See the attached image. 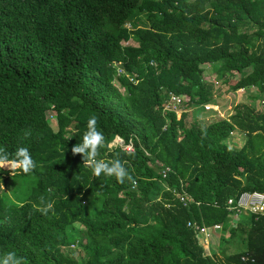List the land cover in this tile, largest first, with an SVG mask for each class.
<instances>
[{"label":"trees","instance_id":"1","mask_svg":"<svg viewBox=\"0 0 264 264\" xmlns=\"http://www.w3.org/2000/svg\"><path fill=\"white\" fill-rule=\"evenodd\" d=\"M218 62L223 81L243 74L232 90L264 92V0H0V148L12 159L26 147L36 162L29 174L0 169V259L264 264V214L229 227L225 209L230 196L264 191V110L240 103L229 121L200 123L161 113L169 92L214 101L202 65ZM92 116L105 137L97 159L126 161L135 184L97 177L72 154ZM233 129L245 133L240 148L226 143ZM116 137L132 150L110 147ZM182 187L188 206L172 190ZM188 222L222 223L245 250L228 252L222 235L207 252Z\"/></svg>","mask_w":264,"mask_h":264},{"label":"clouds","instance_id":"2","mask_svg":"<svg viewBox=\"0 0 264 264\" xmlns=\"http://www.w3.org/2000/svg\"><path fill=\"white\" fill-rule=\"evenodd\" d=\"M125 26L132 28L131 24L129 22H127L125 24ZM127 43L128 42H124V44H127ZM131 43H133V42L131 41ZM150 64L154 65V62L151 61ZM207 64H209V63H207ZM207 64L202 65V67L204 68L203 76L206 75L205 66ZM113 65L116 67V73L118 75H124V74L126 75L127 74L125 72V69L123 68L121 62H115L114 61ZM209 65H212V64H209ZM232 75H235V74H232ZM129 80H131L132 82H137V80L134 79L133 77H130ZM204 80L207 81L208 83H210V80H207V79H204ZM223 82H225V81H223ZM235 82H236V79H235ZM244 87H246V86H244ZM251 88H253V85L251 87L247 88L248 93L251 90ZM229 92H231V89ZM170 93H174V92H169L167 94L166 99L168 98ZM174 94H176V93H174ZM212 94H213V92H212ZM176 95L182 96L185 94H176ZM189 98H190V96H189ZM212 98L214 101H207V102H210V103L215 102L216 99H214V96H212ZM190 100L191 99H189V101L184 106H189V107L195 106L196 108L201 107L204 110L202 105L206 102L201 103L199 105L198 104L195 105L193 102H190ZM236 105H238V103ZM234 110H235V108H234ZM49 111H53V110L49 109L47 111V114ZM204 111L212 112V115L206 116L207 120H210V118L211 119L212 118H220V119H225V120L229 121V118L235 114V112H234L231 115H228L226 117H221L213 109L204 110ZM169 112L174 113L175 117L177 119L181 118L183 116V114L187 113V111H184L181 113V115L179 117H177V115L174 111H169ZM161 113L164 115L166 114L163 112V105H162V112ZM164 128H165V126H164ZM26 135H27V133H26ZM104 145H105V137H104L103 133L100 130H98V128H97V118L95 116H92L89 118V120L87 122V131L83 135L82 143L74 145L71 149V152L74 156L77 154L82 155L83 165L86 167H90L92 172H93V175H95L97 177H99L101 174H104L107 176H115L117 181L120 183H123L125 181V179H127L129 182L135 184V180L133 179V176L129 173L128 169L125 167V164L127 163L126 161H122L120 159H114L112 161H105L103 159H97V157L99 156V149L101 147H103ZM156 163L158 165H161V166H169V165H163L161 162H159L157 160H156ZM35 167H36V162L32 159L31 153L29 152L28 148H26V147L18 148L15 152L14 158H12V159L9 158V153L6 150L0 148V169L3 170L5 168H7L9 170L10 174H14L17 169H20L23 171L24 174H29L35 169ZM165 188H166V190L170 189L169 186H165ZM172 190L174 191L175 196L178 197L176 195V193L178 191H176L174 189H172ZM49 191H51V189ZM245 191H247V190H245ZM186 193H187V191H186ZM238 195H236V196H238ZM41 204L44 206L43 207H37V210L41 211L44 214H47L48 211L53 209V203L52 202H45L43 198H41ZM213 240H215V239H213ZM209 249H210V247H209ZM0 264H27V262L24 260V258L18 257L15 252H7L6 254H4L2 259H0Z\"/></svg>","mask_w":264,"mask_h":264},{"label":"built area","instance_id":"3","mask_svg":"<svg viewBox=\"0 0 264 264\" xmlns=\"http://www.w3.org/2000/svg\"><path fill=\"white\" fill-rule=\"evenodd\" d=\"M247 91L248 89L246 87L240 86L234 90V93L239 96L246 93ZM189 99L190 98L187 95L180 96L174 93H170L168 98L163 103V112L167 114L168 111H174L177 117H179L182 112L190 110L189 106H184L189 101ZM214 99H216L215 102H206L202 105L204 110L213 109L221 117H226L234 113L231 111L234 110V106L238 102H235V104L229 108L227 106V109L224 110L223 108H221V102H219L218 98L214 97ZM109 146H118L127 151L132 150V146L130 144H125L123 139L120 137H116L111 140ZM170 171L171 168L169 166H162L161 173L163 177L167 176L168 172ZM176 195L179 197V200L184 206H188V204L194 201L193 198L186 193L183 187L176 193ZM225 209L229 212L230 222L232 226H236L240 214H264V191L247 190L241 192L238 196H230L226 200ZM188 225H191L196 230V237L204 247L205 244L213 241L216 235L219 236L222 230L221 223H215L212 225H200L195 224L194 222L192 224L191 222H188ZM70 246L74 247L73 244H71ZM207 252H209V248ZM247 258L248 256L244 255L241 257L242 260H247Z\"/></svg>","mask_w":264,"mask_h":264},{"label":"rangeland","instance_id":"4","mask_svg":"<svg viewBox=\"0 0 264 264\" xmlns=\"http://www.w3.org/2000/svg\"><path fill=\"white\" fill-rule=\"evenodd\" d=\"M142 25H144V24H142ZM129 43H131V41ZM218 66H220L219 62L218 63H212V65L207 64L205 66L206 75H204L203 78L207 79V80H210V83L212 84L213 96L218 98L219 102H221L222 108L224 110H226L227 106L229 108V107L233 106L235 104V102H237L239 100V103H245L248 106H250L251 108H256L258 110L257 102L252 101V97L248 93V91L246 93H244V94L239 95V96L234 93V90H232V88L230 87L231 84L233 83V81H235L233 75H229L228 76L229 77L228 80L227 81L225 80L226 82H223L222 79L218 78V76L216 74V71H215L218 68ZM115 84H116L117 87H119V89L121 91L123 90L119 86V84L117 82H115ZM230 89H231V92H229ZM231 112H234V110H232ZM51 114H53V111H49L48 112V114H47L48 119L50 121V124H51L52 128L54 130H57L55 119L50 116ZM186 114H187L186 121L188 123H192V122L200 123V122L207 121V117L206 116L207 115H212V112L204 111L201 107H197L196 108L195 106H191L190 110H188ZM243 137L244 136L240 137V135L236 133V135L234 134L233 136H229L226 139V143H228L230 146L240 148V146H242ZM228 236H229V234L227 236H225V237L228 238ZM236 237L235 238L232 237L233 239L230 240V243L225 244L226 247H227V251L230 252V253L231 252H236L238 250L241 251V250L245 249V244L243 242L240 243L236 239ZM217 238H218V235H216L214 237L215 240L211 241L208 244H205V248H206L207 251H208L209 247L213 248V250H215V251H218L219 245H220V241L217 243ZM73 252H74V254L76 256V260L77 261H80V259H84L83 252L81 251V246H79V247L76 246L75 250Z\"/></svg>","mask_w":264,"mask_h":264},{"label":"crops","instance_id":"5","mask_svg":"<svg viewBox=\"0 0 264 264\" xmlns=\"http://www.w3.org/2000/svg\"><path fill=\"white\" fill-rule=\"evenodd\" d=\"M247 73H249V69L246 71V74ZM241 75H243L242 73L240 74V73H237V74H235V75H233L234 76V79H239V77L241 76ZM258 91V92H257ZM249 94L251 95V97H252V101H254V102H257V104H258V110L259 111H261V110H264V92H261L260 90H259V88L258 87H256L255 85H253V88H251V90L249 91ZM263 95V96H262ZM253 98H255V99H253ZM238 104H240L239 103V100H238ZM255 110H257L256 108H254ZM234 112H235V110H234ZM236 133L237 134H239L240 135V137H242V136H244V137H246L245 136V133H243V132H240L239 130H237V129H233L232 131H231V135L230 136H233L234 134L236 135ZM244 137H243V141H242V145H243V142H244ZM240 147H242V146H240ZM229 215V214H228ZM250 215H254V216H256L255 218H257V216H258V214H251V213H243V214H240L239 215V218H238V221H237V223H236V226H232L231 225V222L229 223V227H237L238 225H239V223L244 219V217L245 218H248ZM260 215H263V214H260ZM230 217V216H229ZM222 224V223H221ZM222 228H223V225H222ZM221 234V236L223 235V231L221 230V232H220ZM229 234V236H230V232L229 231H227L223 236L225 237V236H227ZM218 236V238H217V243L220 241V238H221V236ZM228 236V241H226L225 242V244H228V243H230V240L231 239H233L232 237H229ZM226 238V237H225ZM219 245V244H218ZM243 250H245V249H243ZM243 250H241V251H243ZM239 251V250H238ZM238 251H236V252H238Z\"/></svg>","mask_w":264,"mask_h":264}]
</instances>
